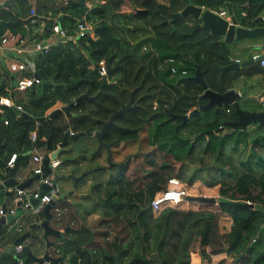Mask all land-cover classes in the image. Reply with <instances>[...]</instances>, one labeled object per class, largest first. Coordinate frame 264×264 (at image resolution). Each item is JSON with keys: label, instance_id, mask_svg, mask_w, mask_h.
<instances>
[{"label": "trees", "instance_id": "obj_1", "mask_svg": "<svg viewBox=\"0 0 264 264\" xmlns=\"http://www.w3.org/2000/svg\"><path fill=\"white\" fill-rule=\"evenodd\" d=\"M182 2L210 9L230 2L241 23L248 26L262 24L264 0H167L166 3L99 0L85 12L76 0H68L64 5L56 0L35 3V14L44 21L45 34L49 33L53 19L67 34H73L77 20L83 18L91 26L93 37L86 33L77 36L75 41L59 40L34 55L33 71L39 81L28 86L24 93L14 95L15 103L20 104L26 114H16L10 105L0 103V160L6 161L17 150L19 165H26L31 149L45 146L49 133L48 112L53 108L69 104L67 116L57 111L51 119L50 144L55 147L66 129L91 137L100 126L98 120L108 118L111 111L126 102L131 94L135 105L117 115L114 118L116 124L106 126L103 141L112 142L114 147L119 142L136 140L141 127L151 123V142L156 143L164 154L172 155L174 160H191L201 143V151L212 155L213 165L194 168L188 175V185L198 179L202 174L196 173L202 171L208 176L204 179L207 185L220 183L216 199L218 210L165 207L154 215L149 200L165 186L161 173L151 170L148 181L141 188L129 190L127 181L119 180L122 171L119 172L116 178L109 180L113 185L100 200L104 201L100 210L107 217L104 222H124L122 228H129L125 247H121V237L116 236L112 242L102 238L101 243L94 244L95 231L83 225L70 227L53 238L54 244L49 247L61 260L67 258L69 264H75L77 259L80 264H116L113 253L118 244L120 263L123 255L131 258L147 256L154 264H189L200 258L208 263L212 254L223 252L237 258L239 264H264V203L261 198L264 197V152L258 153L260 149L264 151V126L237 128L225 134L217 132L219 126H226V122L236 119L230 104L218 108L212 106L183 122L172 117L207 101L199 83L190 77L196 65L203 71L207 87L221 93L232 87L233 81L240 76L261 74L264 85V60L262 66L251 63L237 70H221L228 58L227 46L221 36L210 34L203 26L195 27L197 20L191 16H180L168 22L181 10ZM29 4V0H7L0 11V34H5L7 28L17 31L18 18L27 17ZM242 10L246 13L244 17L239 15ZM100 60L107 68L104 82L97 73ZM170 66L175 68L174 73ZM181 70L185 72L181 74ZM6 90L4 80L0 79V93L5 94ZM83 93H86L85 97L76 99ZM241 106L248 107L246 104ZM36 121L39 123L36 140L31 142L29 132L36 127ZM204 136L210 141L205 143ZM230 137L234 140L233 150L239 146L243 150L250 143L248 152L243 150L238 157V163L233 162L226 151ZM69 141L70 138L67 144ZM82 150L87 151V148ZM98 151L95 148L96 154L91 155H97ZM226 179L232 184H227ZM99 188V182L92 186V189ZM253 189H256L254 194ZM110 192L115 194L117 202L110 200L107 194ZM247 199L251 204L245 203ZM66 205L67 202L60 201L57 208L62 210ZM18 213L22 215L24 225L33 222V216H27L23 210ZM38 214L42 216L41 212ZM226 218L230 219L229 228L223 232ZM6 229L7 224L0 225V236L7 235L8 242L13 241L17 236L10 233L15 231ZM138 229H141L140 233ZM253 237L255 240L251 241ZM40 242L41 239L31 238L28 243L31 253L23 250L16 256L22 258V264L33 263L32 254L38 255V250L32 247ZM43 248L49 253L44 242ZM16 257H2L0 264H17Z\"/></svg>", "mask_w": 264, "mask_h": 264}, {"label": "water", "instance_id": "obj_2", "mask_svg": "<svg viewBox=\"0 0 264 264\" xmlns=\"http://www.w3.org/2000/svg\"><path fill=\"white\" fill-rule=\"evenodd\" d=\"M86 0H76L78 5L81 7L82 11L85 12L89 8L85 4ZM248 3H245L247 5ZM227 17L219 15L217 12L210 10V8H203L202 6L192 5V4H185L182 2V8L178 12H175L170 20L168 22H173L176 18L180 16H191L193 19L197 20V23L195 24V27L203 26L209 30L210 34L219 35L222 37V40L224 43L231 42L233 40H239L244 38H264V18L262 20L261 25H255V26H248L247 24H243L239 21L238 17L233 11V8L231 6L230 2H225L224 4ZM240 15V14H239ZM241 16V15H240ZM244 17V16H243ZM30 16L22 19L21 21L24 23H27ZM81 22H83V19H80ZM260 39V40H261ZM252 50H255L257 52V55L255 57H252V54H247L248 56L243 60H235L230 57L225 58L224 64L220 67L221 70L229 69V70H237L241 67L247 66L251 63L259 62L261 59H264V41L257 42V44L252 46ZM249 49V48H248ZM36 76V74L34 73ZM192 79L197 81L200 85V87L203 90L202 95L207 98V101L205 104L199 105L195 108H192L188 110L184 114H176L172 115V117L180 118L182 122L199 112V110H205L207 108H210L212 106H215L216 108L225 106L227 104H230L234 112L236 114V119L226 122V126H228V130L226 133H231L235 129L243 130L246 128L248 124H254L256 123L257 126H264V104H262L261 108L256 109H250L248 107H242L239 103V97L242 95H249L247 90H236L233 87H230L224 92H216L207 87V84L203 77V71L199 69V67L196 65L194 73L190 76ZM103 82L105 79L102 80ZM264 94V87L263 89L255 96L249 95L250 97L257 99ZM86 93H83L82 95L78 96L76 99L80 97H85ZM0 103L9 104V100H7V97H1L0 96ZM135 105V102H132L131 94H129V97L126 102H121L118 108H114L108 118L106 119H99L100 126L99 128L95 129L92 132V137L95 139L97 143V150L104 149L106 152V160L110 161L111 157V145L112 142H105L103 141L102 135L103 132L108 125L116 124L114 121V118L119 115L125 113L128 109L133 107ZM11 108L14 110L16 114H26L23 110L17 109L13 104H10ZM69 110V104L60 106L57 108H54L48 112V123H49V133L45 140V148L46 153L43 154L42 161L40 164L41 172L40 173H30L28 176H22L20 172L17 171L19 166V155L17 154L16 150V158L14 159L12 166H5V161L0 160V164L2 166V172L0 173V195L5 194L8 196H11L13 191L15 189H25L27 187H31V184L33 181H36V185L32 188L37 189V197L30 198L31 205H35L39 198L47 193L50 188H55V191L51 194V197L49 200L43 205L42 210L40 211L42 216H40L38 213L33 216V222H31L28 225V229L21 234H19L11 243L10 246L6 247L3 252L0 253V257L5 255H13V245H16L19 242H22L25 237H31L35 240H42L44 241L45 248H49L53 246L54 240H49L48 236H52L53 238L58 237L62 232L66 231L68 229V226L66 225L62 230L59 228H56L54 224L51 225V221L54 218L56 219V216L58 213L56 211H53L56 209V205L60 201H65L68 198V196H79L77 193H73L71 191L63 192L59 189H57V180L60 178L59 173L56 169H54L52 166H61V161H59L57 158L60 155V152L63 148V146L67 143L68 139H78L80 136L84 134V132H77L70 134L68 129H66L63 132L62 139L59 143L56 144V146L53 148L50 144V137L53 132V124L51 122V119L53 115L57 111H62L65 116L68 115ZM224 130L223 126H219L216 131H222ZM211 133L212 131H208ZM51 160H54L53 163L50 162ZM111 164V162L109 163ZM93 168L89 170H84L80 172L79 174H74L72 171L69 172L66 177L71 180L73 184L76 183L77 180H79L81 177L87 174L88 171H92ZM52 175L51 177V184H48L46 182H43L42 179L48 175ZM187 201H198V202H215V197L210 196H186ZM16 205H19L17 202ZM3 212L5 210V205L2 204ZM54 221V220H53ZM6 222V215L5 213H2L0 215V225L5 224ZM23 250L27 253H31L30 247L28 244H24ZM121 249L118 247L115 254H113V257L115 259L116 264H121L119 262L118 256ZM43 259H48L52 262H57L60 260V256H51L48 254L47 250H44L41 256H36L32 254V261L36 262L38 264H41ZM147 257H132L128 262L125 264H135V262H146ZM232 263L236 264L237 259H232Z\"/></svg>", "mask_w": 264, "mask_h": 264}, {"label": "rangeland", "instance_id": "obj_3", "mask_svg": "<svg viewBox=\"0 0 264 264\" xmlns=\"http://www.w3.org/2000/svg\"><path fill=\"white\" fill-rule=\"evenodd\" d=\"M56 1H60V0H56ZM90 2H92L93 0H89ZM102 1V0H101ZM159 2H163L166 3L167 0H157ZM95 2H99V0H95ZM94 2V3H95ZM264 13V7L261 11V14ZM186 17H190V16H186ZM261 38H244V39H239V40H233L231 42L225 43L226 44V50H227V56L232 58L234 56H241L244 54L246 55V51L252 52L253 48L250 46L249 50L248 48H246V45H248V43H252V42H259ZM223 41V40H222ZM224 42V41H223ZM252 45V44H251ZM10 81V86H13L15 84L14 80H9ZM8 84V85H9ZM18 94L20 93H24V91H20L17 92ZM258 94V93H257ZM256 93L253 94L252 96L257 95ZM243 99H240V103L241 104H246L248 107L256 109V108H261L262 104H260V102L257 99H254L252 97H250L249 95H243ZM13 101H14V97H12ZM15 102V101H14ZM215 107V106H214ZM223 107V106H221ZM201 112L205 111V110H199ZM256 124V123H255ZM251 125V124H250ZM250 125H248L246 128L248 129L250 127ZM152 124L151 123H145L141 129L139 130V136L136 140H130V141H123V142H119L118 144H116L113 148H111V157H110V161L106 160V153L105 150L99 149V151L97 152V155H91V154H96L95 152H93V150L96 148L97 149V143L95 142V139H93V137H89L87 136V134H84L81 136V138H79L78 140H74L70 138V143L69 144H65L60 152V155L69 151L70 148L75 149V150H82L87 148V151H80V154H77V156H80V158L83 160L85 158V163L84 166L82 165H77L75 169V173H80L84 170H89L91 168L92 171H88L87 174L83 177H81L79 179V182L76 183V186L74 185V187L77 190H82L83 186L86 185L87 181L90 179H94L93 181H96V183H98V177L100 175L103 174V172L106 169H111L113 173H115V178L116 175L121 172L122 177L120 176L119 180H121V182H123V178L127 181L128 185H126V182L124 181L126 188H128L129 190H136L138 188H141L142 185L148 181L149 179V174L151 170H158L163 178V180H165V185H171V184H175L178 181L179 182H185L188 181V175L194 170V168L198 167H203V166H208V165H213L214 160L211 154L209 153H203L201 151V147L203 146V143L199 144L195 150L194 156L191 158V160H186L183 162H179L173 159L172 155L168 154H164L163 151H160L157 144L156 143H152V137L150 132L152 131ZM228 130V126L224 127V130H222L221 134H225L226 131ZM208 133H205L204 135H207ZM183 137L184 134H182ZM231 138V137H230ZM193 138L189 139V142H191ZM203 141L206 143L208 141H210L206 136H204ZM230 143L227 145L226 151L228 152V154H230V156L233 159V162L238 163V157L242 154L243 150L247 153L249 149H243L241 148V146H239L238 148H236L235 150H233L234 146V140L233 138L230 139L229 141ZM152 143V144H151ZM72 146V147H71ZM165 146L167 148H169V144L166 143ZM250 145H248L249 147ZM247 147V148H248ZM35 152L44 154L46 151L45 146H39V147H35L34 149H31ZM263 150H258V153H263ZM246 155V154H245ZM98 156H103L102 162L99 163L97 161V157ZM264 156V154L262 155ZM244 158V157H243ZM242 158V160H244ZM66 162V164H65ZM111 162V164H109ZM62 163L67 165L68 163H70V161L68 162V160L62 159ZM165 164V165H163ZM33 165L32 161H28V163L24 166H18L17 171L20 172L22 174V176H28L31 173V166ZM163 165V166H162ZM226 166V165H225ZM239 168V165H236ZM54 169L59 168V166H52ZM111 167V168H110ZM227 168V167H225ZM122 169V170H121ZM208 170V169H207ZM58 172V171H57ZM59 173V172H58ZM196 174H202L198 179L194 180L193 184H190V193L191 196H199V195H204L207 197L213 196L214 193L213 191H217L218 190V186L219 185L216 184L215 186H209L205 183L204 179H208V176L206 174V172H197ZM61 175L60 178L57 181H66V180H70L69 178L66 177V174H59ZM114 177H111V180L114 179ZM109 178L106 179L104 182L99 181V187L100 189H104L103 191V196L105 194V192L108 190H110V185L111 183H109ZM177 180V181H176ZM227 184L232 182L228 179L225 180ZM95 184V183H93ZM87 188L89 189L88 191H85V193H88L90 195L91 198L95 197L94 200H92L91 198H89L86 195H83V192H79V196L78 197H73L74 200L79 199L77 204L80 206V215L82 217L81 221L84 222V216L88 213V212H84V211H88L90 209H93V206L96 205L95 210H97V212L101 211L99 208H101V205H98L97 203H95V201H97L96 199H98L99 195V191L95 192V189H92V186ZM103 184L105 185V187H103ZM36 185V181H33L31 184V187H34ZM193 185V186H191ZM92 190V191H91ZM256 192V189L252 190V193L254 194ZM110 195V200L113 202H117V199H115V194L113 193H107ZM97 195V197H96ZM217 195H215L216 197ZM103 197H100L99 199L102 200ZM216 200V199H215ZM104 202V201H102ZM101 202V204H102ZM264 203V201L262 202ZM187 204V205H186ZM185 205L188 207L186 209H209V210H218V204L216 202L214 203H210V202H198V201H187V202H182L181 204L174 206L175 208H183L185 209ZM17 210H21V208H17ZM56 210V209H55ZM69 210V209H68ZM66 210V212L68 211ZM26 212H30V211H26ZM69 212V211H68ZM100 214V212H99ZM102 215V214H101ZM156 215V214H154ZM15 217L18 218V215ZM135 219V218H132ZM220 219V218H219ZM66 220V219H65ZM68 220V219H67ZM51 221V225L55 224L53 222V220ZM101 221L96 220L93 224V226H90L91 229H93V231L95 230L93 227L97 226L96 224H100ZM76 225H78V223H76ZM124 225V222H116L115 224H112L111 226V232L115 233V236L117 237H121L122 233H127L129 234L130 232L128 231L129 228L126 226L125 228H122ZM60 227V225H58ZM57 228V226H55ZM122 229V231H121ZM61 230V228H60ZM139 233L141 231V229H138ZM101 231H96V234L94 235L93 239L96 242H101L100 240L102 238H104V236L101 238L100 236ZM25 239L27 242H30L31 239L30 237H26ZM49 240L53 241V237L52 236H48ZM99 240V241H98ZM26 242V243H27ZM94 243V244H95ZM40 247H43V241L41 240V242L39 243ZM97 244V243H96ZM121 247H125V242L123 241L121 243ZM53 250H51L49 248V253H52ZM55 254H57V252H54ZM147 257V256H146ZM148 259V257H147ZM152 259V258H151ZM148 264H154L153 261L147 260L146 261ZM141 264H146L145 262H141Z\"/></svg>", "mask_w": 264, "mask_h": 264}, {"label": "built area", "instance_id": "obj_4", "mask_svg": "<svg viewBox=\"0 0 264 264\" xmlns=\"http://www.w3.org/2000/svg\"><path fill=\"white\" fill-rule=\"evenodd\" d=\"M102 1L100 0V2ZM67 2L68 0H61L60 4L64 5ZM94 2L95 0H93L92 2L85 1V4L87 5L88 8H90ZM2 8H4V4L3 2L0 1V11ZM210 10L217 12L221 16L227 17L224 5L220 6L219 8L210 9ZM239 14L241 16L246 15L244 10L240 11ZM28 16H30L28 20V24L33 29L31 31H28V36H25L24 39L16 38L14 34H10V33L0 34V49L1 50H4L6 48L10 40L14 39L18 41V43L20 42L18 46H15V44L11 46L15 57L13 58L14 60L10 64V70L11 71L16 70L17 72H21V74L18 75L14 79L15 84L10 89L7 90L8 95L2 96L5 98L7 97V100H9V104H6V105L13 104L19 110H23L21 105L16 104L13 101L12 97L18 94L17 92L24 91L28 86L32 85L33 83H37L39 81L38 77L34 75L32 60L36 53L46 50L52 44V42L49 41L48 38L54 36L57 41L59 40L65 41L67 39L75 41L77 36H82L86 33H89V35L93 37V30L91 26L87 22H85L83 18H82L83 22H81L80 19L77 20L76 28L73 34H67L66 30L61 28L59 24L56 22V20L54 19L52 20L49 33L45 34L44 21L38 20L39 18H37V15L35 14V8L32 5L28 9ZM261 18L263 19L264 17L262 16ZM256 55L257 53H253L252 57H255ZM167 61L172 62V59L167 58ZM260 63L261 64L263 63L262 59L260 60ZM170 71L174 73L175 68L173 66H170ZM184 72H185L184 70H181L180 73L183 74ZM97 73L100 79H103L106 77L107 68L105 67L103 60H100L97 63ZM258 101L264 104V94L258 98ZM72 102H74V99H72ZM0 111H1V108H0ZM226 111H228V109H226ZM3 122L6 123V120H3ZM38 124L39 123L36 121L35 122L36 127L29 132V138L31 142H35L36 140V131H37ZM68 131L70 134L73 133V131H71L70 129H68ZM41 139L45 140L44 137H42ZM42 157H43V154L31 150L30 160H29L33 162V165L31 166V174L41 172L40 164L42 161ZM15 158H16V152L11 153L8 159L5 161V166H9V167L12 166ZM50 162L53 163L54 160L50 159ZM51 177L52 175L50 174L44 177L42 181L48 184H51L52 183ZM190 190H191L190 185L182 181L181 182L178 181L177 183L171 184V185H168L167 183V185L157 190L153 194V196L150 198L149 206H150L151 212L153 214H157L165 207H174V206L181 204L183 201L187 202L186 196L191 195ZM54 191H55V188L54 189L50 188L47 193L43 194L39 198L38 202L35 205H31L30 198L37 197V189L32 188V187H27L25 189H15L11 195V199L13 202L12 207H5V210L3 212L2 204L0 203V215L2 213H5L6 215V222H5V224H7L6 230L11 228L12 231H15L18 234L22 232V227L21 225H19L20 223L18 224L16 221L17 217H15V206L20 207L21 210H23V212L30 211L32 214H37L42 210L43 205L49 200V198L51 197V194ZM215 195H217L216 197L219 196L218 191L216 192ZM261 198L264 201V197H261ZM17 202L19 203V205H16ZM245 203L251 204L250 200L248 199L245 200ZM254 240H255V237L251 238V241H254ZM8 246H5V247L0 246V253L3 252L5 248ZM23 246H24L23 242H19L16 245H13L14 253L12 256L16 257L21 251H23ZM16 263L22 264V258L16 257ZM32 264H38V263L33 262ZM41 264H69V262L67 258H64L62 260L60 259L57 262H52L48 259H43ZM75 264H80L79 259L76 260Z\"/></svg>", "mask_w": 264, "mask_h": 264}, {"label": "crops", "instance_id": "obj_5", "mask_svg": "<svg viewBox=\"0 0 264 264\" xmlns=\"http://www.w3.org/2000/svg\"><path fill=\"white\" fill-rule=\"evenodd\" d=\"M0 1L3 2L4 5H5V3H7V0H0ZM36 1H38V0H29V3H30L29 7L32 5L35 8ZM86 1H89V0H86ZM59 3H61V0L59 1ZM47 5H49V4L47 3ZM27 17H28V11H27ZM263 17H264V13H263ZM37 18H39L38 20H42V17H37ZM18 19L20 21V24L15 26V29L17 31L12 32V30L7 28V29H5L4 33L5 34H9V33L10 34H14L16 38L24 39L25 36H28V31H31L33 28L31 26H29L28 22L24 23V22L21 21L24 18H18ZM11 39H13V38H11ZM48 40L51 41L52 43L57 41L54 36L48 38ZM262 41H264V38L259 40V42H262ZM19 43H18V41L13 39V40H10L8 42V44H7V46H6V48L4 50L0 49V79L4 80V88L7 89V90L12 87L9 84L10 83L9 80H14L18 75L21 74V72H17L16 70H12V71L10 70V64L12 63V61L14 60L13 58L15 57V55L13 53V49L11 48V46L14 45V44H15V46H18ZM251 44L248 43V45H246V48H249V50H251L250 46L252 47L253 45L257 44V42H252ZM253 53H255V50H253L252 52L246 51V55L245 54H244V56L243 55H241V56L237 55V56L232 57V59L243 60V59H245L248 56L247 54H253ZM256 63H259L260 66L263 65V64H260V62H256ZM232 87L235 88L238 91L247 90L249 95H253L255 93L256 94L259 93L263 89L264 85L261 82V74H255V75H252V76H249V77L248 76H240L235 81H233ZM7 90H6L5 94L0 93V96L1 97L2 96H7L8 95V91ZM243 97H244L243 95L241 97H239V100L243 99ZM260 104H262V103L260 102ZM57 107H59V106H57ZM57 107H55V108H57ZM250 124H248V125H250ZM255 125H256L255 123L254 124L252 123L249 128H251V127H253ZM223 127H225V126H223ZM217 132H222V131H217ZM249 144L250 143H247L245 149H249V147H248ZM80 151L81 150L72 149V150H69V151H67V152H65V153H63V154L58 156L57 159L59 161H61V166H59V168H56V170L59 172V174H66L67 175L71 171L74 174H78V173H75V169H73V168H76L77 165L84 166V163L86 161L85 158L82 160V159H80V156H77V154H80ZM62 159L68 160V162L70 161V163L65 165L66 162H65V164H63L62 163ZM74 159H75V161H73ZM102 159H103V156H98L97 157V161L99 163L102 162ZM29 160H30V157H29ZM112 176L114 177L115 173H113L111 169H106L103 172V174L98 177V179H99L98 182L99 181L104 182L108 178L111 180ZM93 180L94 179L88 180L86 185L83 186L82 190H77L74 187V185L76 186V183L73 184L71 182V180L57 181V185H56L57 187L56 188L61 190V191H63V192L71 191L73 193H77V195H79V192H83L84 191L83 195H86L89 198H91L88 193H85V191H88L89 189H87V188L91 187V185L93 183H96V181H93ZM77 181L79 182V180H77ZM114 184L116 185L115 182H114ZM112 185L113 184H111L110 187H112ZM103 187H105L104 184H103ZM97 191H99V193H98L99 197H98V199H96L97 201H95V203H97L98 205H101V208H102L104 206V204L103 203L101 204L99 198L103 197L104 189H102V188L101 189L100 188L99 189H95L94 193L96 194ZM216 192L217 191H213V193H214L213 196H215ZM76 197H78V196H76ZM96 197H97V195H96ZM74 198H72L71 195L68 196V198L66 199L67 205H66L65 209L59 210L57 208V205H56V210H53V211H56L58 213V215L56 216V219L55 218L53 219L54 220L53 222L55 223L54 225L57 226V228H59V229L61 228V230L66 225L68 226V228H70V227L77 228L78 226L83 225V226H86L87 228L91 229L90 226H93L94 222L96 220H98V221H101V223L100 224H96L97 226L93 227L95 229L94 231L95 232L96 231H101V233H100L101 236L100 237L102 238L104 236V238L107 239L110 242L115 240V237H116L115 233H112L111 230H110L111 226H112V223L104 222V220L107 219V217L104 216L101 213V211H99L100 212V214H99V212H97V210H95L96 205L93 206V209H90L88 211H84V212H88V213L84 216V222L81 221L82 217L80 215V213H81L80 212V206L77 204L79 199L74 200ZM94 198L95 197H93L91 199L94 200ZM0 203L4 204L5 207H12L13 206V202H12L11 196H8V195H5V194H1L0 195ZM186 205H185V209L188 208ZM17 208H20V207L15 206V214H16V216L18 215V218H17L16 221H17L18 224L20 223L19 225H21V227H22V232H24V231H26L28 229L27 228L28 226H27V224L24 225V219H22V215L20 216V214L18 213ZM101 208H99V209H101ZM66 210H68L69 212L68 211L66 212ZM24 214H26L27 216H34L35 215V214H32L31 212H24ZM11 219H12V217H11ZM31 219H32V217H31ZM76 223H78V225H76ZM229 223H230V219L226 218L225 219V223H224V225H225L224 227L225 228H223V230H221V231L224 232L227 228H229ZM58 225H60V227ZM91 230H93V229H91ZM6 233H8V232H6ZM10 234H15L16 236L19 235L16 232H11ZM121 235H122L121 236L122 242L123 241L126 242L128 234L127 233H122ZM6 236L7 235L0 236V246H2V247L8 246V245H10L12 243L11 242L12 240L8 242V240H9L8 238L9 237H7V239H6ZM25 238L23 239L22 242L24 244H28L29 242L26 241L28 239H25ZM5 240H6V242H5ZM93 242H95V241H93ZM96 243L98 244V243H101V242H96ZM118 247L120 248L119 244H118L117 248ZM32 248L34 250H38V255H36V256H41L42 253L45 250L43 247H40L39 243H35ZM117 248H116V250H117ZM30 249H31V247H30ZM206 249H208V248L206 247ZM115 252L113 254H115ZM120 253H121V251H120ZM120 253H119V255H120ZM48 254L51 255V256H57L54 252L48 253ZM5 256H9V255H5ZM5 256H2V257H5ZM118 259H119V256H118ZM130 259H131V256L128 257L127 255H123V257L121 259V264H125ZM231 259H237V258H235V257L233 258V257H231L229 255H226L223 252H221V253L219 252V253L212 254L210 256V260L208 261V263H206L205 261L203 262V260L200 258V259H197L195 261H190L189 264H233L231 262ZM136 263H140L141 264V262H135V264ZM145 263L148 264L147 262H145ZM87 264H88V262H87ZM94 264H97V263H94ZM236 264H239V260L238 259H237V263Z\"/></svg>", "mask_w": 264, "mask_h": 264}, {"label": "clouds", "instance_id": "obj_6", "mask_svg": "<svg viewBox=\"0 0 264 264\" xmlns=\"http://www.w3.org/2000/svg\"><path fill=\"white\" fill-rule=\"evenodd\" d=\"M263 16V14H261V17ZM261 20H263L262 18H261ZM255 53H257L256 51H255ZM235 60H238V59H235ZM262 60H264V59H262ZM260 62V61H259ZM261 64V63H260ZM263 64V63H262ZM103 79H106V78H103ZM102 79V80H103ZM155 106V104H153V107ZM54 148V147H53ZM111 148H112V145H111ZM46 153V152H45ZM106 153V152H105ZM214 197V196H213ZM215 199H217V197H215ZM215 202H216V200H215Z\"/></svg>", "mask_w": 264, "mask_h": 264}, {"label": "flooded vegetation", "instance_id": "obj_7", "mask_svg": "<svg viewBox=\"0 0 264 264\" xmlns=\"http://www.w3.org/2000/svg\"><path fill=\"white\" fill-rule=\"evenodd\" d=\"M203 8H205V7H203ZM194 20H196V19H194ZM113 148V147H112Z\"/></svg>", "mask_w": 264, "mask_h": 264}]
</instances>
